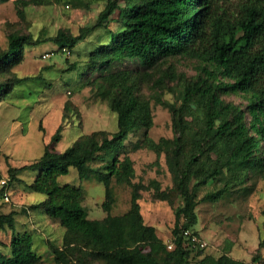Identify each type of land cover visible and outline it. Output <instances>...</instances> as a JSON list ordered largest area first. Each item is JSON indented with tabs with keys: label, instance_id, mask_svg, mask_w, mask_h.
<instances>
[{
	"label": "trees",
	"instance_id": "trees-1",
	"mask_svg": "<svg viewBox=\"0 0 264 264\" xmlns=\"http://www.w3.org/2000/svg\"><path fill=\"white\" fill-rule=\"evenodd\" d=\"M60 1L15 0L22 7ZM110 21L116 23L115 29H109ZM96 28L106 29L108 35L90 52L89 63L108 70L100 75L99 86L116 92L111 101L116 130L80 133L70 146L58 151L55 144L61 138L63 116L37 159L8 168V186L21 181L23 171H36L26 186L30 193L45 198L29 206L39 208L65 230L62 246L50 245L55 264L155 260L150 246L163 244L140 212L142 185L131 181L135 170L129 153L143 147L154 151L157 158L165 154L174 188L182 199L175 210L174 248L166 252L165 260L171 264H241L192 249L181 230L195 224L199 200L216 202L255 173L264 179V0H106L92 26L80 28L77 35L58 31L52 40L72 50ZM31 42L27 35L8 36V46L0 53V75L21 62L24 48ZM174 56L196 59L199 70L184 83L179 105L162 101L171 113L174 135L155 141L148 136L153 125L150 102L136 95V78L122 64L135 60L148 70ZM19 82L15 76L0 81V100ZM228 93L246 95L245 108L225 101L222 95ZM71 167L79 179L91 174L100 179L103 218H88L79 185L59 181ZM112 177L131 185L130 207L121 215L110 214ZM210 185L216 188L198 199V192ZM147 186L159 199L166 197L158 181L151 180ZM14 223L12 212H0V229L13 231ZM38 260L28 231L12 232L9 242L0 245V264H36Z\"/></svg>",
	"mask_w": 264,
	"mask_h": 264
},
{
	"label": "rangeland",
	"instance_id": "rangeland-1",
	"mask_svg": "<svg viewBox=\"0 0 264 264\" xmlns=\"http://www.w3.org/2000/svg\"><path fill=\"white\" fill-rule=\"evenodd\" d=\"M105 2L63 0L22 7L15 0H0V53L7 48L10 34L27 35L32 39L24 48L21 62L8 74L0 75V81L12 76L21 79L8 96L0 100L1 179L7 180L9 167L28 164L43 153L45 144L50 142L64 120L63 116L61 138L55 144L58 151L70 146L80 133L116 130L117 116L111 106L116 92L103 91V86H99L100 75L108 70L94 68L89 63L90 52L107 37V30L92 29L69 55L52 40L58 31L77 35L80 28L92 26ZM115 15L116 12L113 19ZM108 26L115 29L116 23L110 21ZM122 67L130 69L135 76L136 95L150 102L153 125L148 136L155 141L161 137L172 138L171 113L162 101L179 105L182 87L196 77L199 62L174 56L162 60L153 69L145 70L135 60L123 63ZM222 98L242 109L248 101L242 93H228ZM129 156L135 170V178L131 181L142 185L138 203L143 220L155 227L163 244H152L150 250L155 260L147 259L142 264H171L165 256L174 248L167 245L172 241L175 210L182 204V199L174 188L165 154L161 153L157 158L154 151L143 147L131 151ZM91 164L98 165L97 162ZM35 173L25 170L22 180L9 186L11 202L0 205V212L14 214V230L0 229V245L9 242L12 232L28 231L39 256L36 264H55L50 245L62 246L65 230L39 208H30V204L45 198L43 194L30 193L26 186ZM151 180L158 181L160 190L166 193L164 199H159L147 186ZM59 181L77 184L83 189L82 204L88 218L101 219L106 215L101 207L104 186L98 177L91 174L89 178L79 179L76 169L71 167ZM110 185L113 196L110 214L121 215L130 207L131 185L115 177L111 178ZM215 188L214 185L203 187L198 192V199ZM194 212L196 221L189 228L206 241L204 254L213 258L230 257L241 264H264V179L258 174H252L244 184L232 188L216 202L199 200ZM88 264L104 263L90 261Z\"/></svg>",
	"mask_w": 264,
	"mask_h": 264
},
{
	"label": "built area",
	"instance_id": "built-area-1",
	"mask_svg": "<svg viewBox=\"0 0 264 264\" xmlns=\"http://www.w3.org/2000/svg\"><path fill=\"white\" fill-rule=\"evenodd\" d=\"M62 50L67 55L71 53V51L68 48H63ZM10 202H11V191L9 189L7 181L5 179H0V205L8 204ZM181 235L189 244V247H191L194 250H203L207 245L206 241L203 238H201L198 235L197 231H195L192 228L182 229ZM167 247L172 249L174 247V242L171 241V243L168 244Z\"/></svg>",
	"mask_w": 264,
	"mask_h": 264
}]
</instances>
